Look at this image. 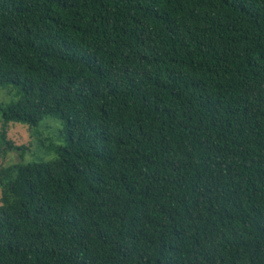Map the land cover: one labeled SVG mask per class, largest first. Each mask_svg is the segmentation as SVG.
I'll return each instance as SVG.
<instances>
[{
    "label": "trees",
    "instance_id": "1",
    "mask_svg": "<svg viewBox=\"0 0 264 264\" xmlns=\"http://www.w3.org/2000/svg\"><path fill=\"white\" fill-rule=\"evenodd\" d=\"M0 264H264V0H0Z\"/></svg>",
    "mask_w": 264,
    "mask_h": 264
},
{
    "label": "rangeland",
    "instance_id": "2",
    "mask_svg": "<svg viewBox=\"0 0 264 264\" xmlns=\"http://www.w3.org/2000/svg\"><path fill=\"white\" fill-rule=\"evenodd\" d=\"M16 89L12 84L0 86V133L3 128L2 107L16 100ZM63 120L58 116H45L37 125L21 122H10L7 137L14 145L12 147L0 136V168L15 162L26 163L32 160H51L56 157L52 146L66 143V136L62 132ZM2 191L0 187V203Z\"/></svg>",
    "mask_w": 264,
    "mask_h": 264
}]
</instances>
